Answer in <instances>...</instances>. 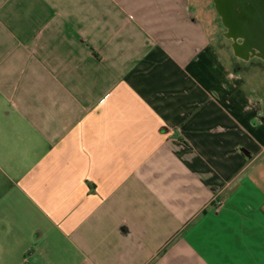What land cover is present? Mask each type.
Listing matches in <instances>:
<instances>
[{"label":"crops","instance_id":"1","mask_svg":"<svg viewBox=\"0 0 264 264\" xmlns=\"http://www.w3.org/2000/svg\"><path fill=\"white\" fill-rule=\"evenodd\" d=\"M154 1L0 0V264H264L224 45Z\"/></svg>","mask_w":264,"mask_h":264},{"label":"rangeland","instance_id":"2","mask_svg":"<svg viewBox=\"0 0 264 264\" xmlns=\"http://www.w3.org/2000/svg\"><path fill=\"white\" fill-rule=\"evenodd\" d=\"M160 5L166 8H198L201 19L213 22L214 40L221 46L224 45L222 53H226V56L223 59L229 61L231 78L227 81L231 88L235 87V84L240 85L232 90L226 102L246 121L250 133L256 134L264 147V58L256 55L247 59L236 53L234 39L228 35V27L216 7L215 0H155L152 7L160 8ZM128 6L138 8L136 4ZM247 176L264 194V154L255 161ZM221 206L222 204L216 205V210L222 208ZM233 238L230 244L239 246L238 237H235V233H230V239Z\"/></svg>","mask_w":264,"mask_h":264},{"label":"water","instance_id":"3","mask_svg":"<svg viewBox=\"0 0 264 264\" xmlns=\"http://www.w3.org/2000/svg\"><path fill=\"white\" fill-rule=\"evenodd\" d=\"M236 53L245 57L256 52L264 58V0H215Z\"/></svg>","mask_w":264,"mask_h":264},{"label":"flooded vegetation","instance_id":"4","mask_svg":"<svg viewBox=\"0 0 264 264\" xmlns=\"http://www.w3.org/2000/svg\"><path fill=\"white\" fill-rule=\"evenodd\" d=\"M232 38V37H231ZM233 39V38H232ZM243 41V39L241 38V37H239L238 38V40L237 41H234L235 43H237V42H242ZM257 52V51H256ZM256 52H249V54H245V57L244 58H252L253 56H256V55H258ZM258 56H260V55H258ZM260 57H262V56H260ZM263 58V57H262Z\"/></svg>","mask_w":264,"mask_h":264}]
</instances>
